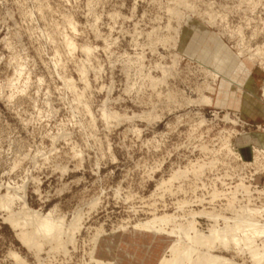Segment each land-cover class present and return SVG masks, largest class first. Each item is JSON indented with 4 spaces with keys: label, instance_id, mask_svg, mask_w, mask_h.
<instances>
[{
    "label": "rangeland",
    "instance_id": "rangeland-1",
    "mask_svg": "<svg viewBox=\"0 0 264 264\" xmlns=\"http://www.w3.org/2000/svg\"><path fill=\"white\" fill-rule=\"evenodd\" d=\"M183 1L0 0V195L9 184L11 196L26 193L25 200L10 197V209L0 202V264H22L14 251L24 264H95L98 228L94 255L105 264L153 258L159 264L175 237L136 230L137 222L227 208L241 181L264 189V147L255 140L245 159L236 146L239 136L264 133V122L249 123L236 106L241 92L257 93L241 90L250 88L245 73L239 81L231 77L239 63H249L264 99V53L256 52L264 49V0ZM226 140L234 142L233 153ZM186 168L190 173L173 192L158 189ZM215 193L221 195L211 203ZM237 197L244 200L243 191ZM23 200L68 221L82 214L69 251L45 246L38 260L36 250L22 245L7 216Z\"/></svg>",
    "mask_w": 264,
    "mask_h": 264
},
{
    "label": "bare ground",
    "instance_id": "bare-ground-1",
    "mask_svg": "<svg viewBox=\"0 0 264 264\" xmlns=\"http://www.w3.org/2000/svg\"><path fill=\"white\" fill-rule=\"evenodd\" d=\"M183 2H185V0ZM187 7L184 8L187 9ZM189 11H191V9ZM175 12L177 13V11H174V13ZM180 15L182 14L180 13ZM212 16H214L215 18L217 17L215 15ZM64 37H66V35H64ZM65 42L68 45V47H71V49L75 45V42L73 43L72 39L68 37L65 38ZM259 48H258L259 50L256 51L258 54V55L256 54L257 56H259V54L264 53V49L262 50L261 47ZM241 49H244V51H246L245 50L246 48H241ZM87 50L89 49L87 48ZM87 52H91V51H87ZM243 52L239 54L243 56L242 55ZM255 53H253V55ZM263 55L264 54H262L261 57H263ZM254 58L256 57L254 56ZM16 71L19 73L18 75H22L24 73V67L18 64ZM82 72L83 71H81V74ZM84 72L82 75H84ZM165 75H164V79L166 78ZM211 75L210 77H212ZM84 78L86 79V77ZM153 78L151 81L154 80ZM158 79L160 80L161 78ZM13 80L9 81L8 83L10 87L15 86V82ZM210 86L208 85V87L206 88L210 89V91L213 92L214 88ZM202 89L203 88H201L200 90ZM201 97L202 98H198V99H202L203 103H207V104L212 103V98L210 96L207 95L202 96L201 94ZM198 101L199 100H197V102ZM113 114L106 113L105 116L118 117L119 115V114L118 115L117 114L113 115ZM226 118H228V116H226ZM107 120H109V118ZM225 142H226L225 147H227L228 150L233 153L235 150L234 142L231 140H226ZM261 153L263 155L262 158L264 160V151H262ZM256 160L259 161L260 157L259 156L256 157ZM187 172L190 173L189 170L184 171L181 169L173 172V174L170 176L169 179L161 181V183L158 186V189L159 190L163 189L162 191L164 192L165 191L173 192L175 183L177 181H180L182 178H184L187 175ZM197 172L198 171H196V173ZM235 187L236 190L235 191L233 190L231 192V195L227 197L228 198L226 204L227 208L224 207L219 209L216 208L215 206H212L211 208L204 207L200 210H193L189 212V215L186 218L182 217L183 219L181 218V220L179 218L181 216L177 217L174 214L173 215L166 214L163 216L160 215V217L156 215L152 219L137 222L134 225L135 229L139 231H148L150 233H155V234L163 233L168 237H175V239L170 244L167 252L160 258L159 264H264V189H258V190L256 189L254 191L252 190L251 186L247 185L243 181L238 183ZM13 188L14 187L11 186L10 184L7 185L6 186V189L8 191L7 194L5 195L3 193L4 195L3 194L0 195L1 196L0 202L2 203V205L1 204L0 205L2 207L10 209L9 206L11 205L8 206V204H10V201L12 202V200H10V197L16 195H17L16 197L20 196L18 194L15 195L13 194L12 196L10 195V190H12ZM2 189H4V185L0 182V193ZM21 189H24V186ZM239 190L243 191L245 197L244 200L238 199L237 193L239 192ZM219 193H215L212 196L213 197L212 199L214 200H211V203L221 195ZM25 194L22 197L20 196L21 199L22 198L24 200L26 199ZM196 199H198L197 200L198 203L200 202L199 204L205 201L203 200V198L201 199L196 197ZM24 200L23 202L25 203V206L23 203L22 204L23 207L21 210L16 212L8 211L9 212V215L7 216L8 218L6 217L8 219L7 221L11 223L12 227L19 229L18 239L19 241L22 242V245L28 247L29 250L30 249L36 250L34 253H37V255L35 256L39 257L37 258L38 260H42L40 259L41 258L40 255L41 252L45 250L44 249L45 246H49L52 250L67 251L68 249L67 244L70 242H72L73 244L76 233L81 229V221L83 218L82 214L80 212H77L73 214V217L70 218L71 220L68 221V219H66V216L56 214L53 209L48 211L47 213H42L38 210H33L27 206V203ZM98 201L94 199L91 203L93 206H96L98 204ZM200 218L207 219L208 224H206V227L202 226V223L198 220ZM102 231L103 230L101 228L100 229L98 228L97 233L93 238L95 240L94 243H96L95 248L99 241V237ZM95 248L94 251L91 252L90 258H92L93 262L95 261V264H105L106 261L102 260L101 258H97L94 255L96 251ZM12 257H15V260L17 259L18 261L22 262V264L27 263L26 260L19 253L15 251L14 253L12 252ZM107 263L114 264L113 262H109V261Z\"/></svg>",
    "mask_w": 264,
    "mask_h": 264
},
{
    "label": "crops",
    "instance_id": "crops-1",
    "mask_svg": "<svg viewBox=\"0 0 264 264\" xmlns=\"http://www.w3.org/2000/svg\"><path fill=\"white\" fill-rule=\"evenodd\" d=\"M210 38L211 39L209 41L213 44L214 47H218L219 49L222 48L221 43L213 35H211ZM248 65H249V63L247 64V62L239 63L237 65V67L233 70L231 77H233V78H235L236 80L239 81L238 75L240 73H245V76L248 75L246 77L247 78V80H246L247 82L243 83V84H247L251 89L248 88V87H243V88H241V90L242 91L247 90V91H250V92H252L251 90H253L255 93H257V95H255V96L246 95L245 93L241 92L239 94L240 96H237V98H236V106L241 111L242 117L244 119H246L249 123H251V124H261V123L264 122V103H263L264 99H262V97L260 96V92H261V88H262V85H260V84L262 83V81H260V84H257L255 82V79L253 78L252 73H250L249 70H248L249 69ZM261 77H262V75L259 73L258 74V78L260 80H262ZM240 80H241V78H240ZM226 86H227L226 83L223 81L222 89H221L220 93L224 94L225 97L219 98V102H221L222 104H224L226 101L229 102L228 99H227V96L229 95V92H228V90H224V88ZM236 90L239 91L240 89L236 88ZM230 104L232 105L233 102H231ZM254 132L255 133H254L253 136L250 133H247V134H245L243 136L237 137V139H236V146L241 151V153L243 155V158H245V159L251 158V155H252L251 154L252 153L251 152V145L253 144V142H255V140H256V144L257 145L264 147V133H262L260 131H254ZM153 245H154V243L151 244L150 248H152ZM150 248L147 249V253L151 252ZM152 261H153V263H152ZM155 261H156L155 258H153L151 260H147V261L145 260L143 262H140L139 264H154ZM121 264H128V263H126V261L124 260Z\"/></svg>",
    "mask_w": 264,
    "mask_h": 264
}]
</instances>
